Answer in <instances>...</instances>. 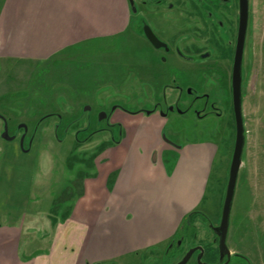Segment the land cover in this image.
<instances>
[{"label":"rangeland","instance_id":"1","mask_svg":"<svg viewBox=\"0 0 264 264\" xmlns=\"http://www.w3.org/2000/svg\"><path fill=\"white\" fill-rule=\"evenodd\" d=\"M179 1L173 9L180 8V18L164 11L167 3L152 7L150 0H135L130 7L136 12L129 13L127 29L117 35L46 61L0 65V132L4 121L8 126L6 137L0 135V225L32 214L30 231L50 234L78 196L79 178L90 175L100 151L124 134L112 122L125 112L134 121H150L147 113L156 111L166 116L165 142L180 148L212 143L218 149L191 220L196 244L213 239L235 141L230 78L239 0ZM145 25L175 48L182 45L183 25L186 51L196 45L195 52L209 58L193 66L165 61L163 51L143 36ZM241 71L244 147L227 247L246 264H264V0H248ZM160 155L164 164L176 158L174 152ZM189 230L181 233L193 234ZM167 248L139 252L133 264H172L164 261Z\"/></svg>","mask_w":264,"mask_h":264},{"label":"crops","instance_id":"2","mask_svg":"<svg viewBox=\"0 0 264 264\" xmlns=\"http://www.w3.org/2000/svg\"><path fill=\"white\" fill-rule=\"evenodd\" d=\"M129 7L126 0H0V65L46 61L117 35L127 29ZM134 117L125 112L112 122L124 134L96 156L82 194L50 234L30 231L32 214L0 225V264H127L174 238L202 203L218 149L180 148L163 140L162 116ZM164 151L176 154L172 164H164Z\"/></svg>","mask_w":264,"mask_h":264},{"label":"flooded vegetation","instance_id":"3","mask_svg":"<svg viewBox=\"0 0 264 264\" xmlns=\"http://www.w3.org/2000/svg\"><path fill=\"white\" fill-rule=\"evenodd\" d=\"M131 1L133 2L132 4L135 3V0H131ZM150 1H151L152 7H158L160 5L163 6L164 3H167V5L165 6L166 10H164V11L168 12L170 14L174 13V14H176V17L180 18V8L177 10L173 9V6H174L173 2H176V1L180 2L179 0H150ZM178 7H180V4H178ZM238 7H239V5H238ZM129 10H130L131 14L132 13L134 14L136 12L134 7H129ZM137 14L141 15V13L140 14L138 13V10H137ZM207 17H208V15H207ZM183 23L184 22L182 21V24ZM146 26H148V25H146ZM237 29H238V26H237ZM185 36H186V34L184 33V29H183V25H182V27L180 29V42L182 41V45L180 46V48H175L173 45H171V43H169V42L167 43L165 41H162L155 36L161 43H163L165 45V46L159 48V50H162L163 54L165 55L164 60L170 61V62L171 61L177 62V61L182 60L184 63H187L188 66L189 65L193 66L194 64H197V63L200 64V61L207 60L209 58L207 53H203V54L198 53L197 54V52H195L198 49V47L196 45H193L192 48L187 49L188 52L186 51V48H188V47H185V45H183L184 40H185ZM236 38H237V36H236ZM235 46H236V44H235ZM234 53H235V50H234ZM242 58H243V56H242ZM233 59H234V56H233ZM231 73H232V70H231ZM241 82H242V71H241ZM230 87H231V78H230ZM155 113L159 115V113L156 111H151V112L147 113V115L149 116V115H152ZM178 114H180V111H178ZM162 117H166V116H162ZM6 131H7V133H5ZM7 134H8V126L4 121L0 135H3V137H6ZM8 139H9V141L15 140V138H13L11 140H10V138H8ZM24 139H25V136L21 135L17 139L18 144H20V145L23 144L22 142ZM22 150H23V148H22ZM180 227H182V224L180 225ZM183 227L187 228V229H189V227H190V230L192 231L193 234H191V235L189 234V236H187V235L185 236V234L181 233L180 235H178L177 238L174 236V238L171 239L168 242V244L166 245L168 248L164 251V254H165L164 261L167 262L169 260H174V262L172 264H178L180 261H182L189 254V258H188L186 264H190L191 262H193L194 264H246L245 261L240 259V256L235 255L234 252H232L228 249V247H227V236H226V241H225L226 249L221 250L219 248L220 238H219V234L214 230V228H213V231H214L213 239L210 242H208L206 244L205 243L204 244H196L197 234H195L196 229L194 228L193 223L187 222ZM184 228H182V231L184 230ZM136 257H137V255L130 257L129 258L130 263L133 264V261L135 262ZM114 263L122 264L119 261H114Z\"/></svg>","mask_w":264,"mask_h":264},{"label":"water","instance_id":"4","mask_svg":"<svg viewBox=\"0 0 264 264\" xmlns=\"http://www.w3.org/2000/svg\"><path fill=\"white\" fill-rule=\"evenodd\" d=\"M129 3L131 5L133 2L129 0ZM238 5V29L231 73V96L235 122V141L228 172V180L221 211V219L219 226L217 228H214V230L219 234V248L221 250L226 249L225 241L228 232L230 211L244 147V124L241 109V66L248 21V0H239ZM143 35L155 49H159L165 46L154 36L151 29L146 25L143 27ZM188 258L189 254L178 264H186Z\"/></svg>","mask_w":264,"mask_h":264},{"label":"trees","instance_id":"5","mask_svg":"<svg viewBox=\"0 0 264 264\" xmlns=\"http://www.w3.org/2000/svg\"><path fill=\"white\" fill-rule=\"evenodd\" d=\"M84 177H85V176L79 178V189H80V191H79V193H78V196H80V195L82 194V180H83ZM61 200H62V199L60 198V199L58 200V203H59V201H61ZM196 214H197V212L195 211V212H192V213L186 215V217L184 218V220H183V222H182V227H179L178 231H177L176 234H175V237H177L178 235H180V233H181V231H182V228H184L183 226H184L187 222H191L192 217H193L194 215H196ZM67 216H68V214H67L65 217H63L62 219H65Z\"/></svg>","mask_w":264,"mask_h":264}]
</instances>
